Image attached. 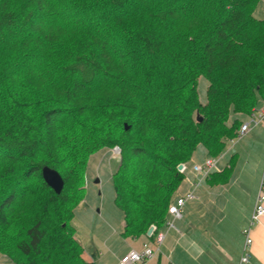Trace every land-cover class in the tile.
Segmentation results:
<instances>
[{
  "label": "trees",
  "instance_id": "1",
  "mask_svg": "<svg viewBox=\"0 0 264 264\" xmlns=\"http://www.w3.org/2000/svg\"><path fill=\"white\" fill-rule=\"evenodd\" d=\"M260 5L0 0V254L15 264H87L74 209L90 158L115 146L124 237L147 236L152 225L154 235L164 232L195 155L203 148L219 158L264 103ZM18 162H29L23 176L12 167ZM45 167L61 175L60 195L45 183ZM232 170L205 182L227 181ZM27 192L48 202L33 213L15 207Z\"/></svg>",
  "mask_w": 264,
  "mask_h": 264
},
{
  "label": "crops",
  "instance_id": "2",
  "mask_svg": "<svg viewBox=\"0 0 264 264\" xmlns=\"http://www.w3.org/2000/svg\"><path fill=\"white\" fill-rule=\"evenodd\" d=\"M230 142L226 145L216 171L223 172L233 166L230 179L217 184L204 182L195 191L198 199L187 203L182 219L175 222L178 233L168 239V243L165 238L162 247L167 255L159 252L150 264H240L247 231L251 245L250 260L246 264H264V216L251 226L259 182L264 174V126L252 127L245 138L235 141L233 145ZM208 158L204 151L195 155L186 175L190 183L185 180L182 182L180 196L192 191L191 184L196 182L193 164H202ZM249 179L254 182H249ZM249 186L252 187L251 193ZM233 210L239 220L228 219L227 213ZM227 224L231 225V232L224 228ZM132 239L140 241V249H135L133 242L129 250L119 253L115 258L86 250L79 242L84 250L82 258L87 264H118L119 259L130 250H141L151 242L147 236ZM0 264L15 263L0 254Z\"/></svg>",
  "mask_w": 264,
  "mask_h": 264
},
{
  "label": "rangeland",
  "instance_id": "3",
  "mask_svg": "<svg viewBox=\"0 0 264 264\" xmlns=\"http://www.w3.org/2000/svg\"><path fill=\"white\" fill-rule=\"evenodd\" d=\"M255 16L257 18H262L264 16L263 5L258 6ZM32 67H34V65H32ZM39 74H41V71L36 72V75ZM207 86L208 83L206 80H200L199 96L201 102L203 103L206 102ZM263 105L264 103L260 104V107ZM242 138H245V136ZM200 151H204V153L207 155V151L205 149L201 148ZM121 158L122 155L119 146H115L111 149L101 150L90 158L86 169L83 198L74 209V216L71 223L75 229V238L81 242L82 246L86 250H94L98 253L105 254L107 257L109 256L114 258L119 253L121 254L123 251L127 249L129 250L130 246L132 245L131 243L133 242H135V249H140L138 246L140 241L133 240L131 237H124V217L115 203V190L112 179L113 174L118 168V165L120 166L121 164ZM0 165H4L3 159H0ZM28 166L29 162H18V164L16 163L12 167L15 168L14 171L17 173L23 169L21 173L23 176ZM252 181L254 182V180L249 179V182ZM32 182H34V180H32ZM256 186L257 184H255V187ZM180 188L181 185L174 195L173 201L180 196ZM249 189V192L251 193L252 187L249 186ZM31 190L34 189L32 188ZM72 190V188H69L67 190V194L71 195L73 193ZM48 194L49 193L45 192L44 196L50 197L51 195L49 194V196ZM41 196L27 192L26 195L24 194V196L18 200L15 207L28 209L31 208V211L29 212L33 213L35 209L37 210L39 208L40 204L48 202V199L42 198L41 200ZM232 212L229 211L227 213L228 219L239 220L238 214L235 213L234 210ZM153 226L154 225L151 227ZM175 227V229H168L167 223L165 224L164 232L166 234V243H168L171 237H175V234L178 233L176 224ZM224 228L226 230L228 229L230 232L232 231L230 224H227V226ZM111 235L114 237L109 240ZM229 235L232 234L229 233ZM83 252L84 250H82V254ZM159 254L167 255L164 246H161Z\"/></svg>",
  "mask_w": 264,
  "mask_h": 264
},
{
  "label": "built area",
  "instance_id": "4",
  "mask_svg": "<svg viewBox=\"0 0 264 264\" xmlns=\"http://www.w3.org/2000/svg\"><path fill=\"white\" fill-rule=\"evenodd\" d=\"M264 126V106L255 108L252 110L251 114L248 116V119L244 121L241 125V128L238 132V135L235 139L231 140L233 145L235 141L240 140L242 137L246 136L252 127ZM223 157L221 155L219 158H208L204 161L203 164H193L192 171L195 175L196 182L192 183V191H188L184 195H181L175 199V201L170 205L168 209V214L170 220L167 222L168 229H175L176 220H180L183 217L184 208L187 203L195 201L198 199L195 191L202 186L206 179L211 175V173L218 170V162ZM183 168L179 172L184 174L187 171L185 165H182ZM186 182L190 183V180L187 176L184 179ZM264 216V174L260 182L258 189L255 208L252 215L251 226L258 222L261 217ZM153 235L154 238L150 243H147L143 246L141 250H130L126 255L119 259L118 264H150L151 261L156 258L157 254L160 252V248L163 245L166 234L165 232H159L156 235V227L153 226ZM251 245V239L249 237V231L246 232V243L243 251V256L241 258L240 264L249 263L250 253L249 247Z\"/></svg>",
  "mask_w": 264,
  "mask_h": 264
},
{
  "label": "water",
  "instance_id": "5",
  "mask_svg": "<svg viewBox=\"0 0 264 264\" xmlns=\"http://www.w3.org/2000/svg\"><path fill=\"white\" fill-rule=\"evenodd\" d=\"M198 121L201 122V119L198 117ZM183 166L179 165L178 166V171L182 170ZM42 176L43 179L45 181V183L57 194L60 195L63 191L64 188V181L61 177V175L49 168V167H45L42 170ZM153 227H151L148 232H147V236L150 237L151 234L153 233Z\"/></svg>",
  "mask_w": 264,
  "mask_h": 264
}]
</instances>
